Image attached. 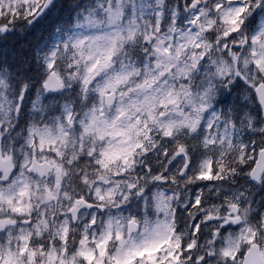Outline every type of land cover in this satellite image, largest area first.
<instances>
[{
  "label": "snow or ice",
  "instance_id": "snow-or-ice-1",
  "mask_svg": "<svg viewBox=\"0 0 264 264\" xmlns=\"http://www.w3.org/2000/svg\"><path fill=\"white\" fill-rule=\"evenodd\" d=\"M0 264H264V0H0Z\"/></svg>",
  "mask_w": 264,
  "mask_h": 264
}]
</instances>
